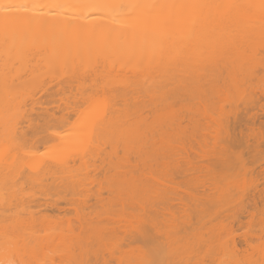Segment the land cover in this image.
<instances>
[{
	"label": "bare ground",
	"instance_id": "bare-ground-1",
	"mask_svg": "<svg viewBox=\"0 0 264 264\" xmlns=\"http://www.w3.org/2000/svg\"><path fill=\"white\" fill-rule=\"evenodd\" d=\"M261 2L0 0V264H264V231L243 247L229 223L255 188L221 186L248 170L231 142L262 106L253 85L264 74ZM130 3L165 7L136 14L118 7ZM73 115L77 126L45 159L22 151L31 142L48 144L54 133L39 128L66 125ZM81 133L98 140L94 155L109 142L126 157L110 197L98 199L102 209H79L75 222L60 226L12 219L30 215V187L76 195L86 185L73 167L87 155H70ZM208 140L216 145L211 171L218 176L212 187L199 183L180 195L173 170H190L180 158L191 163V142L207 151Z\"/></svg>",
	"mask_w": 264,
	"mask_h": 264
},
{
	"label": "rangeland",
	"instance_id": "rangeland-1",
	"mask_svg": "<svg viewBox=\"0 0 264 264\" xmlns=\"http://www.w3.org/2000/svg\"><path fill=\"white\" fill-rule=\"evenodd\" d=\"M262 55L264 54L262 53ZM261 75L262 83H258L260 79H256L258 82L253 83L254 87L255 84L258 86L255 87V92L258 94V96L260 95L262 103V106L256 109L257 112L255 123L251 124L249 119V122L247 121L248 117L244 118V120L240 124L242 125V127H237L238 131L235 132L237 133V138L235 139L237 140V142H231L233 146L232 153H235L236 151H239L241 153V157L243 159L239 157L238 161L241 160V163H246L247 166H245L248 167V170H241V173L236 176H234V173V177H227L226 179H223L221 184V186H223L226 183H230L228 186L239 187L241 189H248V187L252 186L255 188L252 190H256L255 195H252V191V194H250V196L252 195V197L247 199L244 204H242L243 206L241 205L242 208L240 213L238 214L239 218L235 220L233 219L232 221L231 219H228L230 221L229 223L232 226L231 230L235 236V240L237 241V243L239 242L238 244H241L243 247H247L246 239L249 236L253 235L255 237L259 233L264 231V74ZM254 87L253 89L251 88L253 93V90H255ZM256 93L255 96L257 97ZM227 105L229 106V104ZM228 108L230 109V106L226 109ZM77 124L78 122L76 121V116L73 115V117L66 125H62L60 127H53V125L44 126L41 128L37 127L46 135H51L52 133H54V138L51 139L48 144H43L39 141L31 142L30 147H25L24 149H22V151L30 150L31 153H34L38 156L39 160H43L49 152L50 146L57 142L60 136L69 134L71 130L77 126ZM36 129H33L32 131H35ZM31 134L35 133L32 132ZM209 137L210 136H208L207 139ZM85 139L90 142L88 150L84 151L83 148L77 149V147L74 145V147L70 151V155L71 157L76 155L80 156L83 154L87 155L81 162L79 160H76L73 167V173L77 177L87 179L84 180L85 182L87 181L86 185L80 187V190L76 192V195H72L66 191L64 192V190L57 191L56 189H54V191L56 190V192H51V189L49 193V190L46 192L43 188V190L45 191L44 192L42 190V187L39 186V188H36V186L34 188H26L28 189L25 190L26 192H28L26 194L30 198L32 204V206L30 207V215L27 214V212H20L17 216H13L12 219H16L22 222H29L28 218L30 216L31 219L33 218L38 224V226L36 227H40V224L43 223H58V225L60 226L66 224L68 221L75 222L77 218V210L79 209L85 208L86 211H91L92 213H97L102 209L99 207L102 204H98L100 202L98 199L108 200V198L110 197V193L108 190L110 182L115 176V171L117 169H124L126 157L124 156L120 145L116 147V151L114 152L109 142H103L102 146L104 147V151H101L100 153L98 152L94 155V153L97 151L96 144L99 143L98 140L89 135H85ZM209 139L212 140L211 138ZM196 142L197 141H194V143L193 141L191 142L193 144V148H191L193 151L191 149L188 150V152L191 151L189 152L190 157L188 156V158L191 160V163L194 165L195 169L193 168V165H191L189 160L180 158L179 165L189 166V168L191 169L188 170L185 174L178 173L177 169L173 170V177L175 178L174 180H176L175 188H177V191L180 195H183L187 190H192L193 188H195V185L199 183H206V186L212 187L211 183L213 182V178L218 176L219 174L218 172L214 173L211 171L213 162L215 161L214 158L216 145L213 143L214 141L209 142L208 140V142H206L208 143L207 146L205 145L206 149H208L207 151H204L199 146H197L199 144H196ZM204 143L202 144V146H204ZM200 154H203V156H201ZM204 154H206L205 157ZM92 155L93 157H96L92 158ZM235 163L237 164V161ZM242 164L240 166H244V164ZM115 168L117 169L115 170ZM93 169L95 170L93 171ZM198 187L199 189L202 188L201 186ZM252 187H250V189ZM186 194L187 193H185L184 196ZM182 206L183 205L179 203L175 204V209L178 213L182 212L184 208ZM53 207H57L59 210L55 211L52 209ZM0 212L2 211L0 210ZM6 212L9 211L7 210ZM3 213H5V211ZM194 217L195 215L193 216V220L195 219L194 221H196V218ZM223 219L226 220L227 218L224 217ZM225 223H227V221ZM42 233H44V231L37 232V234ZM258 239L259 240L255 238V241H257L253 242H259L261 237ZM48 253L50 255H53V262H63V258L59 252L48 250ZM40 256L43 257L42 255ZM106 259H108V257H106ZM15 261L21 262L23 260L16 259ZM98 261L103 262L104 258H100L98 259Z\"/></svg>",
	"mask_w": 264,
	"mask_h": 264
},
{
	"label": "snow or ice",
	"instance_id": "snow-or-ice-1",
	"mask_svg": "<svg viewBox=\"0 0 264 264\" xmlns=\"http://www.w3.org/2000/svg\"><path fill=\"white\" fill-rule=\"evenodd\" d=\"M4 7L6 10H10L14 6L6 5ZM118 7L127 8L130 14H136V13H156L157 9L163 8L165 6L156 5V4L130 3V4H121V5H118ZM259 7L262 10H264V0H262ZM160 23L162 24L163 21H160ZM163 35H165V33L161 32V36ZM89 143L90 142L85 139V136L83 133L79 134L76 140L74 141V145L77 147V149L83 148L84 151L88 150ZM120 246H123V245H120ZM8 264H17V262L9 261ZM20 264H51V262L48 261L47 259L36 258V259L23 260L20 262ZM108 264H116V261L111 260L108 262ZM145 264H157V262L156 261H146Z\"/></svg>",
	"mask_w": 264,
	"mask_h": 264
}]
</instances>
